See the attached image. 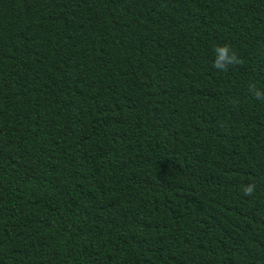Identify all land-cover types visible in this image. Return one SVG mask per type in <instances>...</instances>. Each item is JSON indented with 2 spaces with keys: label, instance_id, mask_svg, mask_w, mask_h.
Here are the masks:
<instances>
[{
  "label": "trees",
  "instance_id": "1",
  "mask_svg": "<svg viewBox=\"0 0 264 264\" xmlns=\"http://www.w3.org/2000/svg\"><path fill=\"white\" fill-rule=\"evenodd\" d=\"M249 83L264 0H0V264H264Z\"/></svg>",
  "mask_w": 264,
  "mask_h": 264
},
{
  "label": "clouds",
  "instance_id": "2",
  "mask_svg": "<svg viewBox=\"0 0 264 264\" xmlns=\"http://www.w3.org/2000/svg\"><path fill=\"white\" fill-rule=\"evenodd\" d=\"M213 52L215 55L212 67L218 72L226 73L230 67L239 65L242 62L237 51L229 44L215 45ZM247 94L254 99L264 101V89L258 88L254 83L247 85ZM255 188L256 186L253 183L245 185L242 189L243 196L251 197L255 192Z\"/></svg>",
  "mask_w": 264,
  "mask_h": 264
}]
</instances>
